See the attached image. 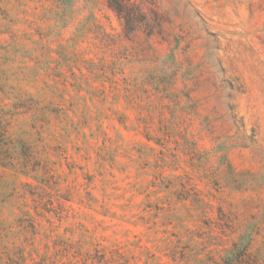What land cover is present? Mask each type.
Instances as JSON below:
<instances>
[{"label": "rangeland", "instance_id": "obj_1", "mask_svg": "<svg viewBox=\"0 0 264 264\" xmlns=\"http://www.w3.org/2000/svg\"><path fill=\"white\" fill-rule=\"evenodd\" d=\"M0 264H264V0H0Z\"/></svg>", "mask_w": 264, "mask_h": 264}]
</instances>
